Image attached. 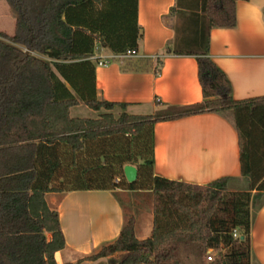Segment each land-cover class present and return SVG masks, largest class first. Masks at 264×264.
Segmentation results:
<instances>
[{
  "label": "trees",
  "instance_id": "obj_1",
  "mask_svg": "<svg viewBox=\"0 0 264 264\" xmlns=\"http://www.w3.org/2000/svg\"><path fill=\"white\" fill-rule=\"evenodd\" d=\"M4 1L15 23L12 34L0 31V264H58L65 239L45 196L90 189L149 190L151 234L138 239L129 217L113 243L63 264L102 257L105 264H186L182 248L199 264H252V209L264 204V97L235 100L208 56L210 30L235 26L237 0H177L170 9L183 22L167 51L196 57L202 101L162 104L151 115H115L126 103L97 98L88 59L97 46L137 50V0ZM80 103L100 113L72 117ZM225 111L238 135L244 189H231L230 177L195 185L153 174L156 122ZM128 164L137 169L131 183ZM209 249L217 255L206 261Z\"/></svg>",
  "mask_w": 264,
  "mask_h": 264
},
{
  "label": "crops",
  "instance_id": "obj_2",
  "mask_svg": "<svg viewBox=\"0 0 264 264\" xmlns=\"http://www.w3.org/2000/svg\"><path fill=\"white\" fill-rule=\"evenodd\" d=\"M176 2L137 0L141 36L136 52L141 57L157 58L148 62L131 58L124 63L109 58L106 65H98L99 60L116 55L99 46L88 57L94 64L97 98L126 103L124 109L116 107L113 112L119 109V113L151 115L163 109L162 104L185 106L202 101L196 57L167 51L175 38L174 22L178 18L170 9ZM235 19L233 27L210 30L208 56L229 79L235 100L264 97V0H237ZM82 106L86 105L71 107L70 115L83 117L77 111L74 114ZM152 129L154 175L195 185L230 177L231 188L242 189L245 185L238 135L230 111L159 121ZM118 195L136 210L127 211ZM45 198L58 213L65 239V247L54 254L58 264L76 262L113 243L129 217L133 218L138 239L151 234L149 190H69L49 192ZM250 249L252 264H264V204L253 211ZM105 260L102 257L81 264H104Z\"/></svg>",
  "mask_w": 264,
  "mask_h": 264
},
{
  "label": "rangeland",
  "instance_id": "obj_3",
  "mask_svg": "<svg viewBox=\"0 0 264 264\" xmlns=\"http://www.w3.org/2000/svg\"><path fill=\"white\" fill-rule=\"evenodd\" d=\"M181 20H182L181 18H178L176 20V22H174V26L175 25H180V23L183 22ZM14 23H15L14 14L11 12L10 8L5 3V1L4 0H0V31L8 33V34H12L13 29H14ZM80 109L79 110H74V114L78 112V113L82 114L83 117H89V118H95L98 115L97 111H94V110H92V109H90V108H88L86 106H82V108H80ZM225 112H227V111H225ZM230 113H231V111H230ZM114 114L118 115L119 114V109L115 110ZM140 185H141L140 182L136 184L137 187H139ZM245 185H246V183H245ZM245 185H243L240 188L244 189L246 187ZM66 186L68 187L69 185H66ZM122 187H125V185H122ZM231 189H235V188H231ZM118 196L121 198L123 203L126 205L127 211H129V209H131L133 211L136 210V209H134V208H132L130 206L131 205V204H129L130 202H128L123 196H121V195H118ZM254 210L255 209L253 208L252 212ZM207 253L211 254L213 257L217 255V251H215L213 249H209L207 251ZM121 255H123V253H120V252H115L113 254V256L116 257V258H119ZM180 256H181L182 260L186 264H199L198 260L195 258L194 254H193V251H191V250L182 248L181 252H180ZM105 259L107 260V257H105ZM106 260H105V263H106ZM206 261H210V260H208L206 258Z\"/></svg>",
  "mask_w": 264,
  "mask_h": 264
},
{
  "label": "built area",
  "instance_id": "obj_4",
  "mask_svg": "<svg viewBox=\"0 0 264 264\" xmlns=\"http://www.w3.org/2000/svg\"><path fill=\"white\" fill-rule=\"evenodd\" d=\"M109 58H116V59H131V58H137V59H141V58H147V59H155L157 58L156 56H152V57H141L140 55L137 54L136 50H128L125 53H120V54H116L112 57H108V58H104L103 60H99L98 61V65H106V63L108 62ZM236 235V234H234ZM212 255L208 254L207 259L211 260L212 259Z\"/></svg>",
  "mask_w": 264,
  "mask_h": 264
},
{
  "label": "water",
  "instance_id": "obj_5",
  "mask_svg": "<svg viewBox=\"0 0 264 264\" xmlns=\"http://www.w3.org/2000/svg\"><path fill=\"white\" fill-rule=\"evenodd\" d=\"M28 52V51H27ZM123 173L127 182L131 183L137 179V169L133 165H125Z\"/></svg>",
  "mask_w": 264,
  "mask_h": 264
}]
</instances>
